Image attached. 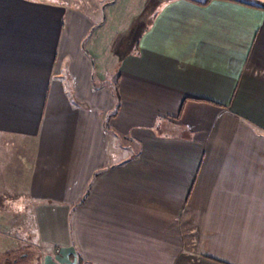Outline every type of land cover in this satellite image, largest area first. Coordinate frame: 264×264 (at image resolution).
<instances>
[{"label": "crops", "instance_id": "1", "mask_svg": "<svg viewBox=\"0 0 264 264\" xmlns=\"http://www.w3.org/2000/svg\"><path fill=\"white\" fill-rule=\"evenodd\" d=\"M205 1L0 0V245L264 264V0Z\"/></svg>", "mask_w": 264, "mask_h": 264}, {"label": "rangeland", "instance_id": "2", "mask_svg": "<svg viewBox=\"0 0 264 264\" xmlns=\"http://www.w3.org/2000/svg\"><path fill=\"white\" fill-rule=\"evenodd\" d=\"M51 0H39V3L50 2ZM58 1V0H57ZM61 1V0H60ZM65 3L79 8L84 7L85 4H99L101 6V14L105 16V3L109 2V0H63ZM148 1V0H147ZM55 3V2H54ZM86 5V6H87ZM24 227H19V230H26L25 223L29 224V221L23 220ZM19 224V221L16 223ZM18 230V231H19ZM4 243L0 245V247L4 248L6 251H0V264H12V260L15 259L14 264H41L43 262L44 256L48 255L52 258L53 262H55V256L53 253L47 249L39 248L31 239H29L26 235L21 234H10L6 237L2 238ZM6 240V241H5Z\"/></svg>", "mask_w": 264, "mask_h": 264}, {"label": "trees", "instance_id": "3", "mask_svg": "<svg viewBox=\"0 0 264 264\" xmlns=\"http://www.w3.org/2000/svg\"><path fill=\"white\" fill-rule=\"evenodd\" d=\"M208 2V0H206L205 2H203L202 4H204V3H207ZM15 259H13L12 261H14ZM76 264H80V261L79 260H77V263Z\"/></svg>", "mask_w": 264, "mask_h": 264}, {"label": "flooded vegetation", "instance_id": "4", "mask_svg": "<svg viewBox=\"0 0 264 264\" xmlns=\"http://www.w3.org/2000/svg\"><path fill=\"white\" fill-rule=\"evenodd\" d=\"M15 261H16V260L12 261V264H14V263H15Z\"/></svg>", "mask_w": 264, "mask_h": 264}]
</instances>
